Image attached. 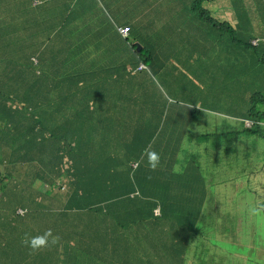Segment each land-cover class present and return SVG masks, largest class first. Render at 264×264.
<instances>
[{"label": "trees", "instance_id": "trees-1", "mask_svg": "<svg viewBox=\"0 0 264 264\" xmlns=\"http://www.w3.org/2000/svg\"><path fill=\"white\" fill-rule=\"evenodd\" d=\"M202 2L195 0L191 11L221 35L227 33L228 48L243 46L251 51L256 49L251 39H240L241 31L233 29L232 23H219L203 7ZM7 8H10L12 14L3 18V9ZM35 10L27 4V0H0V40L11 37V41L3 48V56L10 59L12 52L13 61L0 66V227L4 229L6 236V255H26L27 247L22 245L18 251L25 233L36 236L51 229L56 235H66L71 226L77 227L85 220L84 225L80 226V233H83L82 230L88 224H93L88 227L89 230L95 227L99 229L98 223L102 217L100 229L101 232H106V238L110 237V243H106V238L105 242H101L95 237L99 230L94 237L83 234L76 238L69 233L68 239L76 238L77 240L72 241H81L82 246L77 245V242L73 244L64 237L60 240V250L64 252L52 257H121V246L125 247L126 241L130 251L132 249L135 255H141L144 252L142 240H147L151 231L171 229L176 232L171 239L162 240L160 237L150 244L153 248L157 247L155 255L158 263H171L170 255L177 257L175 263L193 261L192 258L196 257H186L178 239L189 245L203 231L208 235L205 226L207 223H202L204 214L210 207L222 208L221 198L224 197L226 186L218 183L220 180L212 176L223 165L231 167L238 164L245 145L243 131L261 135L264 130V94L254 93L251 97L239 130L233 131L236 134L235 140H221L219 147L222 155L213 153L217 150L210 153L203 150L196 155L197 161H189L191 154L188 150L179 152L175 149L172 153L165 148L162 150L164 143L158 137L167 127L166 123L172 120L176 127L177 134L173 139L181 140L183 136H187V142L196 141L197 145L207 139L211 142L213 136L218 135V125L212 118L203 122L201 118L207 114L201 107L191 104L193 94L198 91V87H195L196 73L193 70L177 69L178 65H175L173 67L176 69L171 67L174 77L176 72L185 77L180 78L181 86L178 90L176 88L173 96L176 100L172 106L169 108L158 102L156 107L146 113L140 105V102L146 101L144 82L139 79V82L132 83L133 90L138 95L137 99H132L136 106L133 110L131 107V114L125 113V122L130 121L133 129L122 130V133H128L120 146L113 145L117 152H103L97 147L101 148L100 137L106 136V124L102 119L105 102L98 98L111 93L107 85L118 79L115 75L120 72V67L106 69V66L95 70L88 63V55L82 50L79 51L77 64H64L60 67L57 60L64 53L65 45L74 48L75 43L69 41L76 39L70 38L62 28L55 34H50L54 26L59 25L58 16L55 14L50 22L41 23L39 20L43 16L38 14V10L34 13ZM31 20L39 24L31 25ZM30 29L34 32L31 33ZM136 50L135 56L146 68L139 70V62L132 63L130 68L135 70L136 77L150 71L157 75L159 69L150 65L151 56L145 54L144 49ZM260 60L259 65L255 61L244 63V72L248 75V71L257 70L264 75V58ZM231 64L232 60L229 59V67ZM123 69H127V66H123ZM39 75L46 77L51 84V96L42 97L39 82L43 80ZM27 76H36L33 81L35 84H26ZM16 80L19 82L14 86L17 85L18 89L23 88L24 91L18 96L11 93L15 90L12 85ZM202 85L206 87L205 84ZM29 89L34 90L35 100L28 98ZM55 92L58 93L57 96L54 95ZM182 94L187 98L181 99ZM92 98L95 100L92 101ZM96 110L97 113L94 114ZM172 110L177 113V119L171 117L172 112H169ZM123 111L121 109L115 119V124L119 127L126 125L119 119ZM57 115L63 119L57 118ZM93 117L99 122L95 123ZM107 121L109 124L110 120ZM210 123L214 128L200 133L197 138L196 129L201 130ZM88 128L92 135L85 133ZM115 134L116 131L113 130L114 138ZM158 142L161 143V148L159 152L155 151L160 155V163L155 170H151L144 154L145 148L153 150ZM212 148H215V144ZM213 155L216 156L212 161L210 158ZM113 159L115 162L110 167L107 161ZM25 168V175H22L19 170ZM263 171L264 168H261L259 172H252L250 175H254V181L258 183ZM232 177L236 178V174ZM250 180L251 177L248 182ZM36 181L45 182L48 188L45 191L36 188ZM156 209H159L160 215H156ZM215 212L220 213L218 210ZM81 213L84 216H80ZM209 215L210 212L206 214ZM164 223L166 226H163ZM186 231L193 238L191 242L184 238ZM205 237L204 235L206 245L203 251L207 252L209 238ZM116 243L118 248L114 246ZM109 245L111 248L108 250ZM101 246H104V250L100 249ZM90 247H97L98 252ZM111 249H115L118 255L111 253ZM35 257L49 256L42 250L35 253Z\"/></svg>", "mask_w": 264, "mask_h": 264}, {"label": "rangeland", "instance_id": "rangeland-1", "mask_svg": "<svg viewBox=\"0 0 264 264\" xmlns=\"http://www.w3.org/2000/svg\"><path fill=\"white\" fill-rule=\"evenodd\" d=\"M121 1V0H118ZM124 1V0H122ZM185 0H143V5L141 6H131V7H112L109 6L106 0H103V5L95 3L92 4V8H88L80 13L87 15L91 11L96 12V15L99 17L103 16H115L119 15L125 10V14L128 17H131L132 14L138 9L141 11L140 15H144L147 18H151L153 15H157L158 13L162 14L161 18L166 19H153L151 22V28L153 31H156L157 34H162L156 30V21L158 25L159 31H161V28L166 24V20H170L172 25H174L175 28H179L178 24L180 25H189L192 19V15L187 14L185 15V10L189 11V7L182 6V2ZM189 1V0H187ZM202 5L209 7L211 4V0H202ZM232 4L230 12L235 15L239 9L244 6L247 2V0H229ZM257 6H259L260 2H264V0H256ZM47 3L57 8V4L54 0H47ZM179 4V6H177ZM181 4V5H180ZM80 0L78 3V8H80ZM186 8V9H185ZM261 8V7H260ZM79 16V14H78ZM34 19V16L32 20ZM197 19H200L202 22L199 27H196L195 32L198 33V37L196 40H194V44H199L203 37H204V24L205 22L200 18L199 15H197ZM31 20V25L33 24H39L38 22H34ZM77 24L80 26L81 22L78 21ZM234 26L233 29H237L238 27L232 23ZM15 27H19V25L14 24ZM41 26V23H40ZM243 28V25L241 29ZM261 30V27L254 31V34L257 35L258 31ZM2 30H0L1 33ZM5 31V30H4ZM30 32L33 33L34 30L30 29ZM146 34V33H143ZM151 36L154 34V32L148 33ZM182 34L183 32H179L176 37L167 39V42L162 43V38L160 37H150L147 39V44L144 47V53L149 54L151 56V63L154 68H158L159 71L156 75V72H148L146 74H140L138 76V80L136 82H139V79L143 80L144 82V88L146 89V93L144 94V97L146 101L140 102V105L142 107V110L148 113V111L151 108H154L157 106V103L159 100L162 99L164 95L166 96H174L176 93V86H175V77L176 78H184V74H180V72H176V75L174 77L171 67L175 65H183L184 61L183 59L186 57L185 54V47L182 40ZM1 35V34H0ZM223 35H226L228 37V34L224 32ZM93 39L92 45V52L91 53H97V48L93 45H96L98 40L101 38L100 36H92ZM241 39V37H240ZM256 39V38H255ZM199 40V41H197ZM11 41L10 38L1 39L0 40V66L4 65L6 62H13L12 61V52L10 55V59L3 56V48L7 46V44ZM95 43V44H94ZM135 43V42H134ZM252 44L256 45V41L252 39ZM76 57L77 53L76 51L73 52H66L65 54L61 55L57 62L60 64V67L64 64H75L76 63ZM187 57H191L190 54L187 55ZM122 58L124 56L119 55L117 57H114V61H106L104 62V65H106L109 69L114 68L116 65L122 64ZM88 63H91V55L88 57ZM12 67V65L10 66ZM1 68V67H0ZM55 70V69H53ZM52 70V71H53ZM134 74L135 71H132ZM261 73V71L252 70L248 71V77L246 80V83L242 85H235L230 86L227 89V96L230 101L233 102V105H236L238 108L242 110L243 113H245V108L249 106L251 97L254 94V88L251 86L249 82L251 80L259 79V90L261 93L264 94V75H261L258 77V73ZM30 75V72H28ZM39 74V73H38ZM120 75V74H119ZM38 77H41L39 75ZM19 78V77H18ZM17 78V79H18ZM36 78L27 76L26 84H35L33 81ZM40 79L43 80V82H39V91L43 98L49 97L52 95L53 89L51 88V84L48 83L46 77H41ZM19 80H16L15 83L12 85L15 87V90L11 93H13L15 96H18L19 94H23V88L18 89L17 85L14 86ZM135 83V82H133ZM133 85V84H132ZM202 88L205 89L206 87L202 85ZM213 89H216L215 86L212 87ZM132 91L134 94H136L135 90ZM122 92H129V88L122 89ZM205 91L202 93L204 106H210L213 107L212 110H206L202 108V111L205 114H210L211 112H224L226 111L224 103H214L209 100L208 97L204 96ZM57 92L54 93L55 96H57ZM183 95V94H182ZM30 99L35 100L34 98V90L29 89V97ZM181 99L187 98L186 95L180 96ZM114 101L111 103V111L109 118L110 120H113L111 118V115H116L121 109L120 105L121 103L117 98H113ZM110 104V103H109ZM136 104L130 103L129 108L132 110ZM260 106V103H259ZM138 109H141L137 105ZM64 114V112H62ZM125 113L126 111H123L119 119L122 121V123H125ZM57 118L63 119L60 115H57ZM102 119L104 121V124H106V136L100 137L101 139V148L98 146V149H101L103 152L105 150L116 151V149H113V145L120 146L124 138L126 137L127 133H122V130L125 128L124 126L122 128L118 127L114 121L112 125L108 124L107 121V115H102ZM221 120V119H219ZM93 121L95 123H98L99 120L95 117H93ZM241 121V120H240ZM228 123L230 122V119L227 120ZM92 125V122H91ZM241 125V123H239ZM131 127V125L129 126ZM214 128V125L210 123L207 127H202L201 130L196 129L195 136H200V133L205 132L207 130H212ZM116 131V136L112 135V131ZM244 130V129H243ZM231 129L228 126H222L221 132L223 133L221 135V140L228 141V140H235L236 134L230 133V134H224L230 132ZM264 130H262V133L260 136L249 134L247 131H243L244 138H245V145L243 146V152L241 153V156L238 161V164L233 165L231 167H227L226 165L221 166V168L218 170L217 174L214 179L218 180H228L233 179L232 181H227L226 186L224 188V197L221 198L223 201L222 208H214L210 207L207 209L208 212L211 213V215L206 216L207 213L204 214L202 223H207L206 226V232L208 235L205 234V231L202 232V234L194 240L191 244L187 245L183 242H180L182 253L186 254V257H196L192 258L194 259L191 262H187L185 264H264V171L261 174V178L259 179L258 183L254 181V175H250V173L254 172L257 173L261 170V168H264ZM87 135H92L91 130L88 128V130L85 132ZM227 137V139H225ZM116 140V143H114L113 140ZM210 143V142H209ZM182 146H179L178 151H182ZM111 153H114V152ZM217 154V153H216ZM100 156V154H99ZM216 155L211 156L212 161L214 160ZM108 165L111 167L115 160H108ZM243 163V164H242ZM28 166V165H26ZM229 173H228V170ZM26 168L23 170H19L22 175H25ZM236 174V178L232 177ZM210 177V176H208ZM251 177L250 182L249 179ZM35 187L41 189L42 191H45L48 188V185L43 181H36ZM1 195V193H0ZM220 211V213H216L215 211ZM88 214V213H87ZM83 215L82 213L80 216ZM84 216V215H83ZM89 216V215H88ZM102 217H100V221L98 223V227L92 228V230H89V226H93V224H88L87 227H85L82 231L83 234H90L93 235L96 234L99 230V234L95 237H98V239L101 242H105V238L107 237L106 232H101L102 226H100ZM89 221H92L93 219H87ZM82 222V221H81ZM84 220L82 222L85 223ZM84 225V224H83ZM70 228L75 229L76 227L71 226ZM88 230H87V229ZM107 230V229H106ZM176 232L171 229H165V230H154L151 231V236L147 240H142V249L144 252L141 255H135V253L130 251L129 244L126 241L125 247L122 245L120 250V258L119 257H69L67 262H64V259L62 257H52L59 254V248H56L55 246L44 249V252L49 257H35V254H30V250L27 248V253L24 257H8L7 254V248L5 246L6 244V236L4 229L0 227V264H95L100 261V264H159L158 260L155 255L156 248L151 247V243L158 238L162 237L165 239H171L173 237V234ZM204 235L209 238L208 241V250L203 251L205 247V239ZM205 237V238H206ZM184 238L187 239L188 242H191L193 238L191 237L190 233L188 231L185 232ZM106 243L111 242L110 237L106 238ZM116 240V239H115ZM77 242V241H76ZM98 242V241H97ZM22 246V243L19 244L18 251L20 250ZM115 248H118L119 246L117 243L114 245ZM91 248V247H90ZM111 247H107L109 250ZM92 249V248H91ZM100 249L104 250V246H101ZM95 252H98L97 247H95ZM115 249H111V253L115 252ZM91 254H94V252H91ZM116 255H118V252H115ZM51 256V257H50ZM169 257H172L171 255ZM181 257V256H180ZM120 260H119V259ZM146 262V263H144ZM169 264H179L171 262Z\"/></svg>", "mask_w": 264, "mask_h": 264}, {"label": "crops", "instance_id": "crops-1", "mask_svg": "<svg viewBox=\"0 0 264 264\" xmlns=\"http://www.w3.org/2000/svg\"><path fill=\"white\" fill-rule=\"evenodd\" d=\"M57 4V8H51L48 4H45L47 0H27V4L31 5L34 9V13L38 10V14L43 16V19H40L39 22H50L53 20L54 15L56 14L58 16L59 25L54 26L50 34H55L57 31H59L61 28L63 29L65 34H69L70 38H75L76 41H69V43H75V47L72 48L71 45H65L64 47V53L66 52H73L76 51L77 57H76V64L80 55V50L88 57L91 55V63L93 66V69L95 70H101L102 68L106 67L104 65V62L106 61H114V57H117L119 55L124 56L122 58L121 63L119 65H116L115 67H120L118 70L120 71L115 75L116 78H118L115 81H111L107 86L111 90V93L104 94L101 98H98L99 100L102 99V101L105 102L104 109L105 111L102 112L103 114L107 115V119L110 120L109 115L110 111L112 110L111 103L114 101L113 98H117L119 102L121 103L120 109L128 112L131 114L129 105L132 102V99H137L136 96L138 93L134 94L132 91V83L136 82L138 77H136L137 73L135 72L132 74L133 70L130 68L132 63H138L139 59L135 56V50L137 48V44H140L142 46V49H144L143 46H145L148 42L147 39L150 37H160L162 38V43L167 42V39L176 37L179 32H183L182 34V40L184 47H185V54L186 57L183 59L184 64L178 65L177 69L182 70H193L195 74L196 79V86L198 87V91L193 94L192 102L191 104H195L197 107H201L206 110H212L213 107L210 106H204L203 95L202 93L205 91L204 96L208 97L210 101L217 103H224L226 111L224 112H211L210 114L206 115V117H202L201 120H211V118L214 120V122L217 123V133L218 135L213 136V140L210 142V140H204L203 142H200L199 145H197L196 141H188L187 142V136H183L181 140H175L173 139L177 132L176 127L173 126L172 120H169L168 123H166L167 127L164 129V131L160 134L158 139L164 143V146L167 151H170L171 153L175 149H179V146H182V150H188L190 151L191 157L189 158V161L195 160L197 161L196 155L199 154L201 151L206 150L209 151V153L213 150V153H219L222 155V152L220 150V143H221V128L222 126H228L230 127L231 131L230 133H233L234 130L238 131L242 124L243 119V112L240 108H238L236 105H233V102L228 99L227 96V89L230 86L235 85H242L246 83L247 80V73L244 72V63H247L249 61H255L257 65L260 64L261 58H264V2H260L259 6H257L256 0H247L246 4L242 6L239 11L236 12L235 15H233L230 12L232 4L229 0H211V4L209 7H206L209 9L210 13H212L218 20H226L230 23H234L237 27V31H244L242 35H240L241 39L246 41L248 39H255L258 38L260 40L259 45L255 46L256 49H253L252 51L249 49H246L243 46H233L228 48V38L226 35H221L217 30H214L212 26L208 25L207 23L204 24V37L202 41L199 44H194V40L197 39L198 33L195 32L196 27H199L201 24V20L197 19V14L191 11V6L195 0H185L182 2V6L189 7V11L185 10V15L187 16L188 12L190 15H192V19L189 25H180L178 24L179 28H175L174 25H172L170 20H166V24L161 28V31L158 29L157 21H156V30L162 34H157L156 31H153L151 28V22L153 19H166L161 18L160 13L157 15H153L150 19L147 18L144 15H140L141 11L136 10L131 17L126 16L125 10L120 13L119 15L115 16H103L99 17L96 15V12L91 11L89 14L84 15L80 12L92 8V4L95 3L96 5L101 4L103 5V0H80V8H78L79 0H54ZM109 6L112 7H118L121 5V7H131V6H141L143 5V0H124V1H118V0H106ZM243 1V0H241ZM44 5V6H42ZM181 5V4H180ZM41 6V7H40ZM179 6V4H177ZM13 7V4H12ZM11 7V8H12ZM261 7V8H260ZM186 9V8H185ZM10 8L3 9V18H8V15H11L12 13L9 11ZM79 14V16H78ZM80 21L81 25L79 26L77 22ZM243 25V28L241 29ZM122 27H130V35L128 38H125L121 35L119 32V28ZM261 27V30H259L257 35L254 34V31L259 29ZM51 30V29H50ZM49 30V32H50ZM74 30L75 32L72 33L71 31ZM45 32V26L43 25V34ZM150 32H154V34L151 36ZM72 33V34H71ZM146 33V34H143ZM93 35L100 36L101 38L98 40L96 45H93L97 48V53H91L93 47L87 46L92 45L91 39H93ZM199 41V40H197ZM135 42V43H134ZM95 44V43H94ZM137 51V50H136ZM62 54V55H63ZM190 54L191 57H187V55ZM229 59L232 60V64L229 67L228 62ZM88 60V58H87ZM143 65V62H139V66ZM122 66V67H121ZM123 66H127V69H123ZM139 66L137 69H139ZM84 67V66H83ZM86 68V67H85ZM108 67H106L107 69ZM172 69H176L173 67ZM135 71V70H134ZM99 72V71H98ZM120 74V78H119ZM142 74V73H141ZM146 74V73H143ZM140 74H138L139 76ZM262 73H258V77H260ZM176 88L177 90L181 86V80L180 78H176ZM202 84L206 85V88H202ZM211 84V86H210ZM251 86L254 88V93H261L259 90L260 84L259 79L251 80L250 82ZM264 84V81H263ZM215 86L216 89H213L212 87ZM101 88H104L103 86ZM129 88V92H122V89ZM263 94V93H262ZM95 98H92V101H94ZM176 100L173 96H166L164 95L159 102L166 104L169 108L172 106V103ZM110 103V104H109ZM94 105V104H93ZM135 108V107H134ZM174 110L170 111L171 117H176L177 119V113L173 112ZM143 112V111H142ZM94 114L97 113V110L93 112ZM92 113V116H93ZM101 113V112H100ZM101 113V114H102ZM144 114V113H143ZM118 117V115H111V118L113 120H110L109 124L112 125L113 121L115 123V119ZM143 118V115H142ZM221 119V120H219ZM230 119L231 123H228L227 120ZM130 120L131 115H130ZM241 120V121H240ZM131 125V122L127 121V124L124 126L125 129H133V125ZM119 127V126H118ZM135 127V126H134ZM122 128V127H120ZM225 135L227 133H224ZM126 139V138H124ZM227 139V137H225ZM114 141V140H113ZM210 142V143H209ZM116 143V140L114 141ZM122 144V143H121ZM215 144V148H212V146ZM154 149L159 152V149L161 148V143L158 142L156 145H154ZM186 147V149H185ZM212 159V158H210ZM181 171L180 168H177ZM228 180H220L218 183H227ZM82 223H79L75 229L69 228V233L73 236H82L83 233H80ZM163 226H166L164 223ZM171 228L172 225H169ZM178 226V225H177ZM75 227V226H74ZM164 228V227H163ZM67 233L66 235L59 236L62 240V238L66 237L67 240L72 242L73 244L76 243V238H73L72 240L68 239L70 234ZM176 241V240H175ZM178 242L180 243V239H178ZM82 242L78 241L77 245L82 246ZM56 248H59V253H63L64 250H60V247H62V243L59 242ZM64 259V262L66 263L69 257H62ZM120 258V257H119ZM118 258V259H119ZM120 260V259H119ZM170 262H176L177 257H170ZM100 264V261L95 263ZM126 264V263H125Z\"/></svg>", "mask_w": 264, "mask_h": 264}, {"label": "clouds", "instance_id": "clouds-1", "mask_svg": "<svg viewBox=\"0 0 264 264\" xmlns=\"http://www.w3.org/2000/svg\"><path fill=\"white\" fill-rule=\"evenodd\" d=\"M203 7L206 8L204 5H203ZM207 11L211 16H213L216 20H218L212 13H210L209 9H207ZM218 22L222 23V24L230 23L229 21H226V20H218ZM235 30L237 31V29H235ZM119 32L121 33L120 28H119ZM242 33H244V31H241L240 35H242ZM121 35L125 38H128L130 35V32L127 36L123 35L122 33H121ZM254 41H256V45H254V46H258L260 40L258 38H256V39H254ZM144 154H146V157H147L148 167L151 170H155L159 166V163H160L159 153H157L155 150H152V149L146 147ZM60 240H61V238L58 235L54 234L51 229H47L42 234H39L36 236H32L29 233H25L24 237L21 240V243L23 246L27 247L30 250V254H35V253H38L44 249L58 245Z\"/></svg>", "mask_w": 264, "mask_h": 264}, {"label": "built area", "instance_id": "built-area-1", "mask_svg": "<svg viewBox=\"0 0 264 264\" xmlns=\"http://www.w3.org/2000/svg\"><path fill=\"white\" fill-rule=\"evenodd\" d=\"M120 31L123 35L127 36L130 32V28L129 27H122V28H120ZM144 69H146V68L143 65H140L139 70H144ZM155 213H156V215H160L159 209H156Z\"/></svg>", "mask_w": 264, "mask_h": 264}, {"label": "water", "instance_id": "water-1", "mask_svg": "<svg viewBox=\"0 0 264 264\" xmlns=\"http://www.w3.org/2000/svg\"><path fill=\"white\" fill-rule=\"evenodd\" d=\"M142 50V46L140 44H137V51H141Z\"/></svg>", "mask_w": 264, "mask_h": 264}]
</instances>
